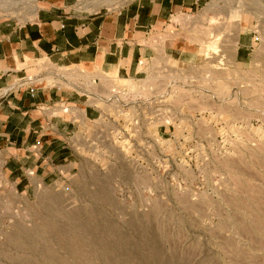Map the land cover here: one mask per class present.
I'll list each match as a JSON object with an SVG mask.
<instances>
[{
	"label": "rangeland",
	"instance_id": "obj_1",
	"mask_svg": "<svg viewBox=\"0 0 264 264\" xmlns=\"http://www.w3.org/2000/svg\"><path fill=\"white\" fill-rule=\"evenodd\" d=\"M196 3L48 176L17 182L0 163V264H264V0ZM36 7L0 0L20 19ZM176 35L192 53L166 51Z\"/></svg>",
	"mask_w": 264,
	"mask_h": 264
},
{
	"label": "crops",
	"instance_id": "obj_2",
	"mask_svg": "<svg viewBox=\"0 0 264 264\" xmlns=\"http://www.w3.org/2000/svg\"><path fill=\"white\" fill-rule=\"evenodd\" d=\"M199 0H138L116 13L37 0L30 18L0 13V163L8 178L49 175L65 142L101 119L100 103L146 73L151 43ZM172 56L194 45L167 39ZM97 87V89L95 88ZM125 91V90H124ZM113 101V100H112Z\"/></svg>",
	"mask_w": 264,
	"mask_h": 264
},
{
	"label": "bare ground",
	"instance_id": "obj_3",
	"mask_svg": "<svg viewBox=\"0 0 264 264\" xmlns=\"http://www.w3.org/2000/svg\"><path fill=\"white\" fill-rule=\"evenodd\" d=\"M197 39V38H196ZM209 43V42H208ZM212 43V42H211ZM211 43H209V45H211ZM208 47V46H207ZM208 49V48H207ZM97 89V87H95Z\"/></svg>",
	"mask_w": 264,
	"mask_h": 264
}]
</instances>
